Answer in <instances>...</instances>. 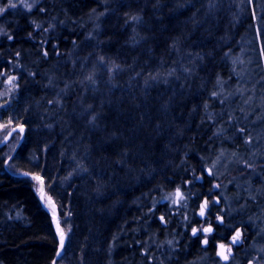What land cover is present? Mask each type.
Listing matches in <instances>:
<instances>
[{
	"label": "trees",
	"instance_id": "obj_1",
	"mask_svg": "<svg viewBox=\"0 0 264 264\" xmlns=\"http://www.w3.org/2000/svg\"><path fill=\"white\" fill-rule=\"evenodd\" d=\"M0 28V125L24 128L14 153L0 146V264H217L189 223L227 123L218 88L247 43L264 64V0H37ZM178 187L189 220L155 201ZM163 235L172 257L143 250Z\"/></svg>",
	"mask_w": 264,
	"mask_h": 264
},
{
	"label": "rangeland",
	"instance_id": "obj_2",
	"mask_svg": "<svg viewBox=\"0 0 264 264\" xmlns=\"http://www.w3.org/2000/svg\"><path fill=\"white\" fill-rule=\"evenodd\" d=\"M36 1L27 0L33 6ZM14 2H17V7L8 8L5 12L29 11L23 7L22 3H19V0H14ZM0 3H2L0 6H3L7 0H0ZM255 54L256 51L253 49L252 43L249 42L243 51L232 60V85L230 83L220 85L215 95L216 98L226 103L227 123L225 126L219 127L216 132L218 135H214L215 139L218 138L214 149L203 157L204 171L207 172V177L210 179L209 191H214V195L220 202V216H224L226 224L232 218L240 217L241 223L255 228L252 229L255 230L254 234L248 236V233H245L250 246L246 244L242 250L249 253L247 250L249 247L250 254L247 260H243L244 264L248 262V264H264V64H257L258 60L257 62L254 60ZM260 60L262 62V59ZM9 92L8 84L3 91L4 97H8ZM232 128L234 130L229 133V129ZM15 129L16 131L7 139L8 151L12 150V153L19 145L22 135L19 128ZM9 131L12 130L6 127L0 128V141L4 140ZM238 132L241 135H236ZM209 169H211L212 175H209ZM199 178L201 177L198 176ZM214 185H219V187H213ZM179 189L184 195V199L180 203L172 202L176 189L164 193L155 201L157 203L161 201L163 205L176 209V211L179 210L182 214L181 218L189 220L187 214L192 211L188 209L190 198L187 197L183 189ZM45 199L41 200L39 195L41 204L52 212L50 203ZM199 211L200 206L193 212L199 213ZM233 221L236 222L237 219ZM191 231L190 229L188 233ZM201 232L203 233L202 230L199 231V233ZM172 235H163L162 241L147 238V241L142 242L143 250L145 252L156 250L155 252L160 251L168 258L172 257L178 242ZM202 241L201 247L209 248L208 244L205 245ZM243 241L244 238L241 236L237 245ZM211 249L215 257L213 247ZM228 261V264H238L237 259L230 258ZM184 264L212 263L207 261L204 256L191 261L186 259Z\"/></svg>",
	"mask_w": 264,
	"mask_h": 264
},
{
	"label": "snow or ice",
	"instance_id": "obj_3",
	"mask_svg": "<svg viewBox=\"0 0 264 264\" xmlns=\"http://www.w3.org/2000/svg\"><path fill=\"white\" fill-rule=\"evenodd\" d=\"M19 3L23 4V7L28 9L29 11L32 9L33 4H30L27 2V0H19ZM17 7V2H14V0H7V3L4 4L3 6H0V14H3L8 8H16ZM3 33V29L0 28V34ZM8 39H12L11 36L8 37ZM45 55H47V53H45ZM4 75L3 73H0V76ZM16 77L14 76H9L7 83L12 86L13 88L15 87L14 85V81H15ZM9 123H11V121H9ZM7 127L6 125H0V128H4ZM16 131V129H12V131H9L7 133V135L4 137L3 141H0V143H4L7 141L8 137L12 136L13 132ZM19 131L21 133H23L24 128L23 126H19ZM241 131H243V129H241ZM25 175H27V173H25ZM209 175H212V171L211 169H209ZM34 180L39 182L40 187L38 188V192L40 195L41 200L45 199V190H44V181L40 176H33L32 177ZM213 187H219V185H214ZM184 199V195L183 193L180 191L179 187L176 189V192L174 194V198L172 200V202L174 204H178L180 203V201H182ZM49 203L52 204V210H53V219L56 222V227H57V233L59 236V249L56 251V257H60L63 252L62 250L64 249L65 246V232L63 231V229L60 227L59 221L56 220V216H55V204L52 203L51 198H48ZM216 203H219V200L216 201ZM210 203L207 199H205L203 201V203H201L200 205V211H199V215L201 217H205L206 216V212L209 209ZM162 222H164V217L160 218ZM217 220H219L221 223H223V218L221 216H217ZM199 231H201L200 229H197L196 227L192 228V235L193 236H197ZM203 233L205 234L204 239L202 241L203 244L207 245L208 244V234L213 232V228L211 226L209 227H205L202 229ZM241 240V232L237 229L235 234L232 236L231 238V244L235 245L238 244ZM171 243V242H170ZM218 252L217 255L224 261H227L229 259V256L231 254V246L225 245L223 243H220L218 245ZM52 264H57L56 260L53 259Z\"/></svg>",
	"mask_w": 264,
	"mask_h": 264
},
{
	"label": "flooded vegetation",
	"instance_id": "obj_4",
	"mask_svg": "<svg viewBox=\"0 0 264 264\" xmlns=\"http://www.w3.org/2000/svg\"><path fill=\"white\" fill-rule=\"evenodd\" d=\"M200 183H201V179H199ZM214 191H209L208 194H206L204 196V198L202 199V203L205 199H207L210 203L209 209L206 212V216L205 217H201L199 215V213H194L192 219L194 218V220H192L191 223H189V228L192 230L193 227H196L197 229L199 228H205V227H209L211 226L213 228V232L208 234V246H210V248L213 247V251H214V255L215 258L216 257V252H217V246L220 243H223L225 245L231 246V254L229 256V259H236V255L237 253L241 252L243 253V246L247 244V240H246V234L247 233L244 229L245 225L243 223H241L240 221V217H235L232 218L230 221H227L228 223L226 224V221L224 219V216L222 215L221 217L223 218V223H221L219 220H217V216H220L219 213V206H220V202L216 203V201L218 200L216 195H214ZM214 203H212V202ZM237 219L236 222H234L233 220ZM201 229V230H202ZM239 230L241 232V236H243L244 241L243 243L237 245H232L231 244V237L235 234L236 230ZM204 233H198L197 236H193L192 235V231L190 232V237L191 238H195L197 240H199V242L201 243V241L204 239ZM216 251V252H215ZM246 258V257H245ZM247 260V259H246ZM243 261H238V264H242ZM217 263H222V264H228L229 261L227 260L226 263H223L221 261H217ZM249 263V262H248ZM247 263V264H248Z\"/></svg>",
	"mask_w": 264,
	"mask_h": 264
},
{
	"label": "bare ground",
	"instance_id": "obj_5",
	"mask_svg": "<svg viewBox=\"0 0 264 264\" xmlns=\"http://www.w3.org/2000/svg\"><path fill=\"white\" fill-rule=\"evenodd\" d=\"M40 201V200H39ZM41 203V202H40ZM43 205V204H42ZM57 235H58V233H57ZM248 252L249 253H247L246 251H243V253L245 254V257H249V254H250V251H249V247H248ZM216 257L217 258H215L217 261H221V258L217 255V253H216ZM55 258H58V257H55ZM222 262V261H221ZM222 264V263H221Z\"/></svg>",
	"mask_w": 264,
	"mask_h": 264
},
{
	"label": "water",
	"instance_id": "obj_6",
	"mask_svg": "<svg viewBox=\"0 0 264 264\" xmlns=\"http://www.w3.org/2000/svg\"><path fill=\"white\" fill-rule=\"evenodd\" d=\"M4 143H5V142H4ZM4 143H1L0 146L3 145ZM44 208H45V207H44ZM45 210H46V208H45ZM47 212L53 217V213H52V212H50L48 209H47ZM56 220H57V219H56ZM54 223H55V227H56V222L54 221ZM56 230H57V227H56ZM218 250H219V249H218V246H217V252H218ZM217 252H216V253H217ZM221 261H222L223 263H226V261H224V260H222V259H221Z\"/></svg>",
	"mask_w": 264,
	"mask_h": 264
}]
</instances>
